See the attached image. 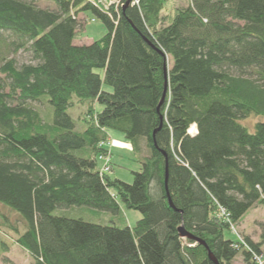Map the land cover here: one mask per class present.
<instances>
[{
	"label": "trees",
	"instance_id": "obj_1",
	"mask_svg": "<svg viewBox=\"0 0 264 264\" xmlns=\"http://www.w3.org/2000/svg\"><path fill=\"white\" fill-rule=\"evenodd\" d=\"M49 1L55 11L0 0V203L24 226L15 242L30 264H253L264 225L245 245L224 232L264 206V120L239 122L264 119V0H187L172 15L169 0ZM82 12L106 29L90 44H75ZM20 50L36 63L5 56ZM109 131L138 155L131 183L98 167ZM121 205L141 214L133 226L54 214Z\"/></svg>",
	"mask_w": 264,
	"mask_h": 264
},
{
	"label": "rangeland",
	"instance_id": "obj_2",
	"mask_svg": "<svg viewBox=\"0 0 264 264\" xmlns=\"http://www.w3.org/2000/svg\"><path fill=\"white\" fill-rule=\"evenodd\" d=\"M26 4L33 5L38 9L55 11L56 5L49 0H20ZM165 12L167 14H174L176 8H185L187 6V0H169L166 4ZM79 22V35L75 41V44H90L93 41L101 38L106 29L103 23L96 19L91 12H82L77 15ZM4 39V38H3ZM6 47L0 46V56L5 54ZM6 57L14 58L16 66L20 67L24 64H35L31 59V56L25 51H18L16 53H6ZM171 65V63L169 64ZM102 73V71H101ZM256 75H254L255 77ZM71 106L68 112L72 119L76 121L77 129L82 128L80 122V116L82 115L83 108L77 102L75 97H72ZM42 110L46 121L52 122L54 112L53 107L50 104L37 105ZM47 108V109H46ZM101 106L97 105L96 110L100 111ZM264 120L259 117L251 116L245 119L239 120V122L248 128L249 131H254L255 123ZM109 137L111 145H109L110 167L111 170L107 172L111 179H118L126 183H131L133 179L132 172L138 171L140 165L137 162L138 155L135 154L130 145L126 142L123 134L118 131H109ZM141 156H147L148 151L144 145L141 146ZM102 166V162L98 161V167ZM54 214L58 216H64L68 218H78L86 222L106 225L112 220L119 219V216H123V219L128 225H134L137 220L141 218V214L136 210L126 209L121 205L119 213L110 211H101L86 206H71L66 208H57L54 210ZM17 213L9 209L4 204L0 203V251L4 246L8 249L5 252L0 253V264H30V257L25 250L18 245L15 240L24 231L22 223L18 222ZM264 225V206H254L245 215L242 222L236 225L235 233L241 235V237L248 236L253 242H257L262 232V226ZM16 227L17 230L14 228ZM232 230H225L224 237L226 240H236L237 235ZM263 253V252H261ZM235 264H243L242 257L237 255Z\"/></svg>",
	"mask_w": 264,
	"mask_h": 264
},
{
	"label": "built area",
	"instance_id": "obj_3",
	"mask_svg": "<svg viewBox=\"0 0 264 264\" xmlns=\"http://www.w3.org/2000/svg\"><path fill=\"white\" fill-rule=\"evenodd\" d=\"M96 1L100 2L101 0H96ZM121 2H122V0H110L109 1V3H115L116 6L120 5ZM107 170H108V167H107V160H106L105 164L103 165L102 171L106 172ZM220 210H221V214H219V217H222L224 220H227L228 215L225 213V211L223 209L220 208ZM230 229L235 233V226L234 225H230ZM235 234L237 235L238 241L243 243L242 237L238 233H235ZM235 247H238V246L235 245ZM253 264H264V253L253 254Z\"/></svg>",
	"mask_w": 264,
	"mask_h": 264
},
{
	"label": "water",
	"instance_id": "obj_4",
	"mask_svg": "<svg viewBox=\"0 0 264 264\" xmlns=\"http://www.w3.org/2000/svg\"><path fill=\"white\" fill-rule=\"evenodd\" d=\"M129 3H130V0L127 1L126 6H127ZM164 96H165V92H164V94H163V97H162V100H161L160 104L163 102ZM166 178H167V177H166ZM169 203H170V205L172 206V204H171V200H170V199H169ZM178 231H179V235H180V237H182V238L193 239V240H195L196 242H198V243H200V244H202V245H205L204 242L198 240V239L195 238L193 235H191L190 233H188V232L184 229V227H182V226L179 227ZM209 256H210L211 260H212L215 264H218L217 261L211 256V254H209Z\"/></svg>",
	"mask_w": 264,
	"mask_h": 264
},
{
	"label": "crops",
	"instance_id": "obj_5",
	"mask_svg": "<svg viewBox=\"0 0 264 264\" xmlns=\"http://www.w3.org/2000/svg\"><path fill=\"white\" fill-rule=\"evenodd\" d=\"M107 143H109V145H111L110 137L108 138V142H107ZM107 143H106L105 147L109 149V145H107ZM109 151H110V150H109ZM120 209H121V208H120ZM233 241H235V240H233Z\"/></svg>",
	"mask_w": 264,
	"mask_h": 264
}]
</instances>
